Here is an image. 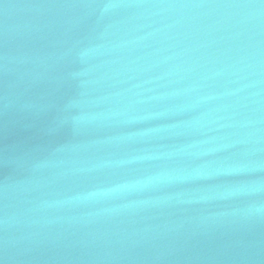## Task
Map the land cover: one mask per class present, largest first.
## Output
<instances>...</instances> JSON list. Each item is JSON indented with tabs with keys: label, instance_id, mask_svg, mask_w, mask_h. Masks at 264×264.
<instances>
[{
	"label": "water",
	"instance_id": "95a60500",
	"mask_svg": "<svg viewBox=\"0 0 264 264\" xmlns=\"http://www.w3.org/2000/svg\"><path fill=\"white\" fill-rule=\"evenodd\" d=\"M0 264H264V0H0Z\"/></svg>",
	"mask_w": 264,
	"mask_h": 264
}]
</instances>
